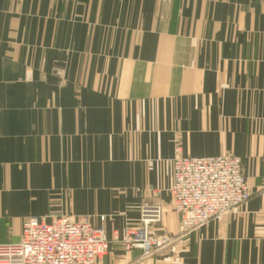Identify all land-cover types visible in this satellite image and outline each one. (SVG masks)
Segmentation results:
<instances>
[{
  "label": "crops",
  "instance_id": "0c3cea01",
  "mask_svg": "<svg viewBox=\"0 0 264 264\" xmlns=\"http://www.w3.org/2000/svg\"><path fill=\"white\" fill-rule=\"evenodd\" d=\"M178 153L241 158L251 201L180 236ZM158 207L170 245L128 250ZM61 216L102 264H264V0H0V244Z\"/></svg>",
  "mask_w": 264,
  "mask_h": 264
},
{
  "label": "built area",
  "instance_id": "2783aa9c",
  "mask_svg": "<svg viewBox=\"0 0 264 264\" xmlns=\"http://www.w3.org/2000/svg\"><path fill=\"white\" fill-rule=\"evenodd\" d=\"M149 170H153L152 163ZM173 171L172 207L184 237L237 213L252 199L243 162L237 156L178 155ZM161 219L159 207L146 210L140 227L126 230L125 247L149 255L170 245V237L151 233V226ZM108 250L103 227L93 225L89 217H31L24 222L19 242L0 244V264H102Z\"/></svg>",
  "mask_w": 264,
  "mask_h": 264
},
{
  "label": "rangeland",
  "instance_id": "374dc122",
  "mask_svg": "<svg viewBox=\"0 0 264 264\" xmlns=\"http://www.w3.org/2000/svg\"><path fill=\"white\" fill-rule=\"evenodd\" d=\"M58 76L60 77V79L63 81L64 80V78H65V76H64V72L63 71H61V72H58ZM26 79L27 80H29L30 82H32V77H33V70L32 69H28L27 70V72H26ZM178 155H180L179 153H178ZM177 155V156H178ZM176 156V157H177ZM174 161V160H173ZM150 164V163H149ZM149 164H148V168H149ZM153 164V163H152ZM154 165V164H153ZM251 189V188H250ZM252 193V192H251ZM174 212V211H173ZM175 213V212H174ZM180 223V222H179ZM156 224H158V223H156ZM179 228H180V225H179ZM137 229V228H136ZM128 230V229H127ZM125 233H126V231H125ZM125 233H124V236H125ZM152 233V232H151ZM152 235H154L153 233H152ZM179 235L180 236H182V237H184V235H182V234H180V230H179ZM123 236V237H124ZM154 236H156V235H154ZM156 237H159V236H156ZM109 242V241H108ZM123 243H124V239H123Z\"/></svg>",
  "mask_w": 264,
  "mask_h": 264
}]
</instances>
